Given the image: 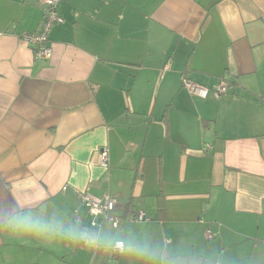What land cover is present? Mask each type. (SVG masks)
I'll return each instance as SVG.
<instances>
[{"label":"crops","instance_id":"1","mask_svg":"<svg viewBox=\"0 0 264 264\" xmlns=\"http://www.w3.org/2000/svg\"><path fill=\"white\" fill-rule=\"evenodd\" d=\"M0 0V197L20 210L118 199L121 224L251 252L264 244V0ZM187 78L226 95L206 100ZM109 153V168L99 151ZM211 232L212 239L208 238ZM0 264H135L0 229Z\"/></svg>","mask_w":264,"mask_h":264},{"label":"clouds","instance_id":"2","mask_svg":"<svg viewBox=\"0 0 264 264\" xmlns=\"http://www.w3.org/2000/svg\"><path fill=\"white\" fill-rule=\"evenodd\" d=\"M0 229L12 237L62 241L93 252L129 257L135 264H264V244L249 252L186 235L172 239L140 220L121 224L112 216L103 222H85L62 207L41 205L20 210L6 198L0 204Z\"/></svg>","mask_w":264,"mask_h":264},{"label":"built area","instance_id":"3","mask_svg":"<svg viewBox=\"0 0 264 264\" xmlns=\"http://www.w3.org/2000/svg\"><path fill=\"white\" fill-rule=\"evenodd\" d=\"M61 0H42L43 20L41 24L40 32L37 34H25L23 39L29 44L35 46V55L39 59H50L53 56V48L49 45V35L51 30L59 24L63 23V19L58 13V5ZM183 86L194 97L201 99H208L210 97L220 98L226 95L229 91V83L221 82L217 86L209 89L207 87L200 86L199 84L183 78ZM100 165L108 169L109 168V153L106 148H102L99 151ZM80 198L82 202L87 206L89 212L94 217L93 222H103L105 218L111 217L118 206V199L109 194H106L102 198H95L86 193H81ZM121 223V219H119ZM133 221L146 220V214L139 212L137 216L132 218ZM208 238L212 239L211 232H208Z\"/></svg>","mask_w":264,"mask_h":264},{"label":"snow or ice","instance_id":"4","mask_svg":"<svg viewBox=\"0 0 264 264\" xmlns=\"http://www.w3.org/2000/svg\"><path fill=\"white\" fill-rule=\"evenodd\" d=\"M3 200H4V198L3 197H0V204L3 203Z\"/></svg>","mask_w":264,"mask_h":264}]
</instances>
